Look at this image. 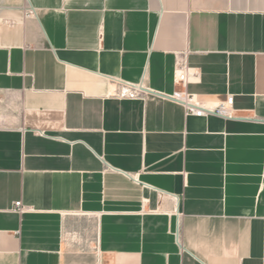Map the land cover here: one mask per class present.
<instances>
[{"label":"crops","instance_id":"0c3cea01","mask_svg":"<svg viewBox=\"0 0 264 264\" xmlns=\"http://www.w3.org/2000/svg\"><path fill=\"white\" fill-rule=\"evenodd\" d=\"M0 264H264V0H0Z\"/></svg>","mask_w":264,"mask_h":264},{"label":"built area","instance_id":"2783aa9c","mask_svg":"<svg viewBox=\"0 0 264 264\" xmlns=\"http://www.w3.org/2000/svg\"><path fill=\"white\" fill-rule=\"evenodd\" d=\"M198 77L199 74L188 66L187 59L184 58L178 62L175 69V81L183 90L175 93L172 99L181 103L186 109L187 114H192L196 117L213 114L225 118H233L234 98L232 96L228 97L225 102L209 106L200 102L195 95L188 93L186 89L188 83L191 79H198ZM15 211L18 213L24 211L22 203H16Z\"/></svg>","mask_w":264,"mask_h":264}]
</instances>
